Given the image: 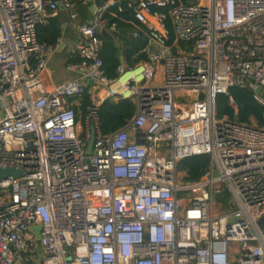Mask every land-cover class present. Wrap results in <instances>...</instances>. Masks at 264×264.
Masks as SVG:
<instances>
[{
	"label": "built area",
	"instance_id": "1",
	"mask_svg": "<svg viewBox=\"0 0 264 264\" xmlns=\"http://www.w3.org/2000/svg\"><path fill=\"white\" fill-rule=\"evenodd\" d=\"M119 1L145 29L147 62L110 80L100 32H117ZM76 5L0 0V169L20 174L0 180V264H264V128L215 116L231 88L264 111V0L101 1L77 26L78 77L50 89L54 48L36 28ZM84 95L80 118L69 100ZM126 99L134 117L102 134L101 105ZM200 155L208 169L182 183L177 165Z\"/></svg>",
	"mask_w": 264,
	"mask_h": 264
},
{
	"label": "trees",
	"instance_id": "2",
	"mask_svg": "<svg viewBox=\"0 0 264 264\" xmlns=\"http://www.w3.org/2000/svg\"><path fill=\"white\" fill-rule=\"evenodd\" d=\"M77 0V4L80 5ZM124 5V2L121 3ZM116 6L110 9V14H114L116 19L107 16L110 23H117L122 33H127L131 30L129 24L118 22L119 17L125 21L132 20V13L128 10L118 12ZM170 38H172L171 29ZM38 31V32H37ZM38 42L42 43L41 32L45 34L44 42L50 45H56L60 37V28L57 19H52L46 26H38ZM117 41L122 45V56L124 63L131 67L134 64L143 61L144 57L141 50L145 45V38L133 39L129 41L127 37L120 36ZM102 50L100 57L103 62V68L108 78H116V68L120 64V49L116 47L114 40L102 38ZM44 43V44H46ZM230 99L232 104L230 103ZM86 99H83L82 110L86 105ZM136 106L133 100L126 99L118 102L105 101L99 109V123L102 134L109 135L123 127L134 117ZM263 108L254 100L252 93L244 88H231L228 96L219 95L216 98L215 116L217 119L226 118L230 121L239 124H250L253 120L257 127L264 128ZM209 167V157L207 155L194 156L182 160L177 165V172L180 175V180L184 184H190L198 181Z\"/></svg>",
	"mask_w": 264,
	"mask_h": 264
},
{
	"label": "crops",
	"instance_id": "3",
	"mask_svg": "<svg viewBox=\"0 0 264 264\" xmlns=\"http://www.w3.org/2000/svg\"><path fill=\"white\" fill-rule=\"evenodd\" d=\"M101 1H105V0H101ZM128 1H130V3L132 5H135V3L132 0H128ZM183 1L185 3L187 2V0H183ZM80 3H81V1H80ZM121 3H123V1L118 2V4L121 7H123V11L128 10L132 13V10L128 9L125 3H124V5H122ZM94 7H95V5L94 6H92V5L85 6L82 3L80 5L77 4L75 9L73 10L74 12L77 13V17L75 19L70 18L69 13L67 11L63 10V8H61V9L58 8L57 14L55 16L47 19L43 24L39 25V26H46V25H48V23L52 19H57V22H58V25L60 28V37L58 38L56 45L48 44L54 48V51L52 52V54L48 57V59L46 61V69H45V72L43 75L44 82L48 88L51 89L54 86H58L60 84H63L65 82L71 80V79H75L78 77L77 74L70 72L67 69V65H68V63H74V62L79 61V56L77 54H75L73 56L70 55V54H72L75 47L79 43L82 42V38L79 36V34L77 32V26L80 24L89 22V20L92 16V13L94 11ZM113 15L114 14L111 13L109 16H111L112 19H116V18H113V17H116ZM132 17H133V15H132ZM152 21L154 22V25L157 27L156 20L153 19ZM118 22H121L123 24H129V26H131V30L128 31L127 33H124V32L122 33V30L119 28L118 24L113 22L116 24L117 32H114L111 30L105 31L106 34H108L110 36L109 38L100 34L101 48L99 51V58L101 59L100 53H101L102 44H103L102 38L114 40L116 47H118L120 49V51H119L120 64L118 66L123 65L126 68H130L123 61V56L121 53L122 52V49H121L122 45H120V43L117 41V38L120 36L123 38V36H125L128 38L129 41H132L133 39L136 40V39H139L140 37H144L145 38V45H146V42H147L146 32L142 26H138L137 24H135L133 18L131 21H125L119 17ZM135 31L138 32V37H136V38L133 37V33ZM37 32H36V37L38 38ZM45 36L46 35L42 34V32H41V40L43 41L42 44L46 43V42H44ZM46 45H47V43H46ZM145 45H144V47H145ZM143 48L140 51L144 57L143 61H140L131 67H134L140 63L147 62V58L144 55V53L142 52ZM116 70H117V68H116ZM104 72H105V70H104ZM116 78H117V72H116ZM160 78H161V69H160V66L158 64L156 79H160ZM114 79H110V80H114ZM154 84H157V83H154ZM88 87H90V86H88ZM84 98L86 99L87 103L85 105L84 110H82ZM108 101H111V100H108ZM76 102H78V100H76V101L75 100H69L70 105L75 107V109L78 111V117L81 118L85 114L86 109L89 105V97L87 95L82 96L79 100V102L81 103V104H79V106L76 105ZM112 102H114V101H112ZM39 252H40V250H39Z\"/></svg>",
	"mask_w": 264,
	"mask_h": 264
},
{
	"label": "water",
	"instance_id": "4",
	"mask_svg": "<svg viewBox=\"0 0 264 264\" xmlns=\"http://www.w3.org/2000/svg\"><path fill=\"white\" fill-rule=\"evenodd\" d=\"M101 0H95L94 5L95 7L99 6ZM134 3H136V0H132ZM59 9H61V6H59ZM101 35L105 36V37H110L108 34H106V32L104 30H102L100 32ZM92 144H93V138H91L87 145H86V149H85V153L86 155H90L91 154V150H92ZM19 173L11 170V169H0V180H4L6 178H8L9 176H13V177H19ZM232 221V220H230ZM258 225L260 228H262L264 226V218L260 219L258 222ZM41 261L38 260L35 264H40Z\"/></svg>",
	"mask_w": 264,
	"mask_h": 264
},
{
	"label": "rangeland",
	"instance_id": "5",
	"mask_svg": "<svg viewBox=\"0 0 264 264\" xmlns=\"http://www.w3.org/2000/svg\"><path fill=\"white\" fill-rule=\"evenodd\" d=\"M193 1H195V0H193ZM178 102H188V99H182V100H179ZM249 125H253V126L257 127V125L255 124V122L253 120L251 121V123ZM186 196H187L186 194L180 195L181 198H184V197L186 198Z\"/></svg>",
	"mask_w": 264,
	"mask_h": 264
}]
</instances>
